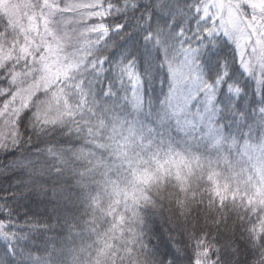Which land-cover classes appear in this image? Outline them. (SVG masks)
Returning a JSON list of instances; mask_svg holds the SVG:
<instances>
[{"label": "snow or ice", "instance_id": "snow-or-ice-1", "mask_svg": "<svg viewBox=\"0 0 264 264\" xmlns=\"http://www.w3.org/2000/svg\"><path fill=\"white\" fill-rule=\"evenodd\" d=\"M25 147L0 264H264V0H0Z\"/></svg>", "mask_w": 264, "mask_h": 264}, {"label": "trees", "instance_id": "trees-1", "mask_svg": "<svg viewBox=\"0 0 264 264\" xmlns=\"http://www.w3.org/2000/svg\"><path fill=\"white\" fill-rule=\"evenodd\" d=\"M162 78V77H161ZM33 149L22 148L17 150L15 154L0 153V172L4 171L3 165L11 164L13 161H17L20 154H29ZM22 175L21 171H15L8 176H0V198H6L11 206L18 208L21 212L20 219L23 218L24 211H28L29 215L32 213L43 214L45 209L43 205L29 204L28 201L20 200L15 194L19 192V186L17 177Z\"/></svg>", "mask_w": 264, "mask_h": 264}]
</instances>
